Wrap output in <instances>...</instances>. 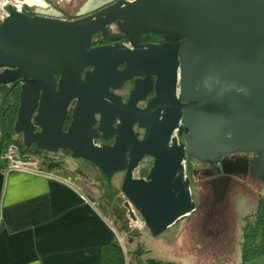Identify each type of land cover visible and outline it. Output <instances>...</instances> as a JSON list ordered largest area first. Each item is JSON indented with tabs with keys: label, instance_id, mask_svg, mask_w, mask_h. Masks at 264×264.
Masks as SVG:
<instances>
[{
	"label": "water",
	"instance_id": "obj_1",
	"mask_svg": "<svg viewBox=\"0 0 264 264\" xmlns=\"http://www.w3.org/2000/svg\"><path fill=\"white\" fill-rule=\"evenodd\" d=\"M75 16L67 19L55 6L36 7L34 15L10 6L0 20V85L18 79L13 130L25 146L69 149L107 177L124 171V204L154 236L194 210L186 156L259 151L251 169L264 179V0H84ZM109 24L118 31L108 32ZM98 31L135 46L146 32L165 42L136 51L91 46ZM134 76L145 83L135 78L123 102L110 88ZM134 127L144 130L142 138ZM176 127L186 130L181 143L171 137ZM100 133L115 135L114 142L96 143ZM145 154L153 162L145 176L136 175Z\"/></svg>",
	"mask_w": 264,
	"mask_h": 264
},
{
	"label": "crops",
	"instance_id": "obj_2",
	"mask_svg": "<svg viewBox=\"0 0 264 264\" xmlns=\"http://www.w3.org/2000/svg\"><path fill=\"white\" fill-rule=\"evenodd\" d=\"M98 196L75 171L52 173L35 161L0 167V264H101L100 244L120 234L97 206ZM176 241L189 254L186 242ZM238 256L235 264L241 250ZM245 264H264V252Z\"/></svg>",
	"mask_w": 264,
	"mask_h": 264
},
{
	"label": "flooded vegetation",
	"instance_id": "obj_3",
	"mask_svg": "<svg viewBox=\"0 0 264 264\" xmlns=\"http://www.w3.org/2000/svg\"><path fill=\"white\" fill-rule=\"evenodd\" d=\"M25 13L29 15L35 14V8L32 10H26ZM64 16L67 19L75 18L76 16L69 17L66 12ZM115 25V22L112 23ZM108 32H116L118 29H113L110 24L107 25ZM165 42V39L160 33L146 32L141 36L139 43L135 46L125 37H118L110 39L103 35L101 31L96 32L92 36L91 46L100 45H119L122 49H129L136 51L140 48H145L148 45H159ZM125 63H118L117 68H123ZM2 67H0V70ZM92 66H85L81 73L82 77L87 70H91ZM58 77V75H55ZM138 78V82L145 83L143 76H134L131 79L123 81L118 87H111L110 89L121 97L123 102H126L128 96L134 86V80ZM155 80V76H153ZM18 79L15 83H8L0 85L1 95L9 90H12L17 84ZM155 93L154 89L149 90L145 100L138 101V106L143 107L148 99H150ZM75 104V99L72 100L66 109V114L63 120L62 129L67 130V127L71 121L72 107ZM2 106V112L7 113L10 109L14 108L17 110L16 101L13 100L11 105L7 104V101ZM9 106V107H8ZM36 114V111L34 112ZM98 117V114L95 115ZM2 117V116H1ZM0 117V119H1ZM35 123L34 130H39L40 127ZM98 121L93 123V126H97ZM2 126V120H0V130ZM181 129V128H180ZM177 127L172 131L171 137H176L177 143L184 141V134L186 132L185 127L180 131ZM135 132L138 133V137L142 138L144 130L141 128L134 127ZM180 131V132H179ZM13 138H21L22 134L14 131ZM115 135L103 138L101 133L97 136L94 141L96 143H113ZM25 146V145H24ZM12 151L8 155V162L12 164H19V160L22 157L18 155L16 159L12 156L16 151V145L11 144ZM24 157L34 158L33 161L37 162L40 166L41 160L45 156H52L56 154H68L73 152L69 149L58 150L56 152H49L41 150L36 145L31 144L25 146ZM74 153V152H73ZM75 154V153H74ZM77 155V154H76ZM261 155L259 151H242L234 150L222 153L221 155L212 159L201 160L192 156L185 157V168L187 177L189 179V185L193 200L195 203L194 210L187 216L179 220L176 225L177 238L180 241L186 242L189 257L194 258L195 263L203 264L206 262L205 259L200 261L197 258H201L200 254H220L229 250L233 245L234 237H228L229 232L234 233L237 231V243L239 238V245H241L249 222L253 219L254 213L259 209L260 205L264 202V179L260 178L256 172L251 169V163L254 158ZM82 158L80 156H76ZM153 162V157L145 154L139 163V167L136 170L139 176H145ZM117 173H124L120 171ZM227 179V184L224 186L223 183ZM223 190V194L220 199H216V194ZM217 192V193H215ZM231 200V201H229ZM251 207V210H247ZM243 211L241 212V209ZM233 213L231 214V210ZM234 235V234H233ZM210 264V263H209Z\"/></svg>",
	"mask_w": 264,
	"mask_h": 264
},
{
	"label": "trees",
	"instance_id": "obj_4",
	"mask_svg": "<svg viewBox=\"0 0 264 264\" xmlns=\"http://www.w3.org/2000/svg\"><path fill=\"white\" fill-rule=\"evenodd\" d=\"M55 5V2L53 3ZM57 8L61 9L64 13L68 15L69 13L63 9L61 6H56ZM78 9V8H77ZM76 12V11H75ZM75 15V14H74ZM73 15V16H74ZM72 17V15H69ZM9 94L6 96V99L3 100V104L11 103L16 101V105L18 103V92H19V83L12 89L9 90ZM8 106V107H9ZM4 107V105H3ZM16 115V109H10L7 113L2 112V126L0 130V167H5L8 163V155L11 154L12 147L11 144L16 145V151L13 156L18 155L19 157L24 158L23 152H25L24 144L21 141V138H13V122ZM52 156H45L40 162V168L45 167L47 169H57V170H64L67 169L66 164L69 162L67 158H65L64 154H56ZM67 155L70 156H77L73 152L68 153ZM86 161L89 165L95 167L90 161L82 158ZM97 171L100 173L99 179L102 181L104 190L108 191L110 200L114 198V202L120 198L117 195L119 193V189L113 184L112 177H107L102 171L95 167ZM80 169L78 165L76 168L72 169L71 171H75L80 173ZM85 178L87 176L81 173ZM88 179V178H87ZM98 179V180H99ZM89 180V179H88ZM90 181V180H89ZM91 182V181H90ZM97 188V182H92ZM100 187V186H99ZM101 197V195L99 196ZM108 197V198H109ZM108 200V199H107ZM106 200V201H107ZM108 202V201H107ZM110 202H113L112 200ZM118 205V201L115 203ZM121 207L123 208V212H125V216H122V225L125 229L128 227V223H131L133 219L131 218L124 201L120 202ZM129 230V229H128ZM129 252V256L127 255ZM147 250H144L141 244H137L135 247H132L129 250H125V246H123L118 240L107 241L100 244L99 249V256L101 264H172L171 261H165L162 259H157L154 257H148L146 259H141V254ZM264 252V202L260 205L259 209L254 213L253 219L249 222L248 227H246V231L244 233L242 245H241V257L238 264H245V262L253 257L258 256L259 254Z\"/></svg>",
	"mask_w": 264,
	"mask_h": 264
},
{
	"label": "rangeland",
	"instance_id": "obj_5",
	"mask_svg": "<svg viewBox=\"0 0 264 264\" xmlns=\"http://www.w3.org/2000/svg\"><path fill=\"white\" fill-rule=\"evenodd\" d=\"M72 0H57L55 2V5L53 6H61L63 9H65L69 15H74L75 11L79 7V1L77 0L75 3L71 2ZM75 16V15H74ZM2 106H3V95L0 93V117L2 115ZM1 120V119H0ZM65 158L69 161L65 168L62 171H71L72 169L76 168L78 165V168L80 169V173H83L87 176V178L91 181L96 183L98 185L99 190V196L97 197L96 203L99 209L103 212V214L108 217V219L111 221L115 229L119 232L121 238L120 243L125 246V250L128 247V244L132 247H135L137 244H141L144 250H147L141 254V259H146L148 257H154L157 259H162L165 261H174L181 264H192L188 261L189 254H184L182 252V248L177 245L176 241V223L168 228H166L164 231H162L160 234L154 236L152 235L148 228L143 224L141 225L140 222L137 220L141 219L139 213H137L136 209L133 208V210L137 214V218L133 220L131 223H128L127 229L124 228L122 225V216H125V212H123V208L120 205V202L124 201L126 198L120 191V182L122 179V173H116L112 177L113 184L119 189V193H117L116 196L120 198L116 200L118 201V205L115 204L114 198L111 199L113 202H110V197L108 191L104 190L106 189L102 183V181L99 179L100 173L95 169V167L89 165L86 161H84L82 158L79 157H73L67 154H64ZM9 161V160H7ZM9 163V162H8ZM40 170L48 171V172H60V170L57 169H47L45 167L40 168ZM136 171V175H137ZM99 179V180H98ZM100 186V187H99ZM109 197V198H108ZM108 199V200H107ZM108 202H107V201ZM231 201V200H229ZM251 207H248L246 211L251 210ZM243 211V208L241 209V212ZM121 212V214H120ZM233 209L231 210V214L233 213ZM140 223V224H139ZM129 229V230H128ZM234 234V235H233ZM234 237L233 245L229 248L228 251L216 254L212 253L210 255L201 253L200 257L197 258L198 261L201 259H205V264H235L234 260L238 259V253H240V245H239V238L238 237V243H237V231L234 233H231V231L228 234V237ZM128 249V248H127ZM128 255V254H127Z\"/></svg>",
	"mask_w": 264,
	"mask_h": 264
},
{
	"label": "built area",
	"instance_id": "obj_6",
	"mask_svg": "<svg viewBox=\"0 0 264 264\" xmlns=\"http://www.w3.org/2000/svg\"><path fill=\"white\" fill-rule=\"evenodd\" d=\"M56 1L57 0H0V16L5 17L8 15L10 6L17 11L24 12L26 10H32L36 7L53 6V3ZM137 221L140 222L141 225L144 224L142 218ZM120 238L121 236L118 239L119 242L121 241Z\"/></svg>",
	"mask_w": 264,
	"mask_h": 264
},
{
	"label": "clouds",
	"instance_id": "obj_7",
	"mask_svg": "<svg viewBox=\"0 0 264 264\" xmlns=\"http://www.w3.org/2000/svg\"><path fill=\"white\" fill-rule=\"evenodd\" d=\"M0 20H3V17L2 16H0Z\"/></svg>",
	"mask_w": 264,
	"mask_h": 264
}]
</instances>
